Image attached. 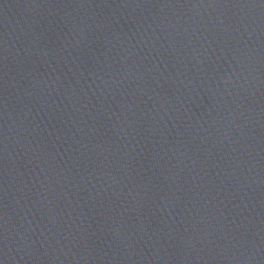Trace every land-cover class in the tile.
I'll return each instance as SVG.
<instances>
[{
	"label": "water",
	"instance_id": "1",
	"mask_svg": "<svg viewBox=\"0 0 264 264\" xmlns=\"http://www.w3.org/2000/svg\"><path fill=\"white\" fill-rule=\"evenodd\" d=\"M0 264H264V0H0Z\"/></svg>",
	"mask_w": 264,
	"mask_h": 264
}]
</instances>
